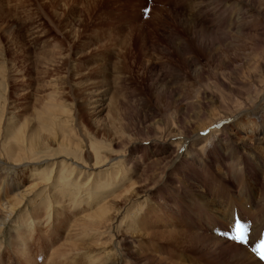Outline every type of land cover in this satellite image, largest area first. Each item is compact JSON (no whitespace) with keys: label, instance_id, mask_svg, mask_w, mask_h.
I'll return each instance as SVG.
<instances>
[{"label":"bare ground","instance_id":"6f19581e","mask_svg":"<svg viewBox=\"0 0 264 264\" xmlns=\"http://www.w3.org/2000/svg\"><path fill=\"white\" fill-rule=\"evenodd\" d=\"M189 9L195 28L227 25L262 41L261 62L246 70L248 76L259 70L251 74L256 88L230 96L232 90L214 78L216 90H201L205 101L220 104L214 114L200 123L191 117L183 123L176 115L159 129L150 125L144 136L132 134L122 119L92 131L77 121L64 92L76 64L56 77L51 102L33 119L6 116L10 70L0 52V239L12 226L16 251L28 264L22 236L36 224L50 229L54 216L72 220L69 235L78 228L82 249L90 246L80 253L87 264H264V252L253 251L264 240V0H195ZM16 69L14 64L11 71ZM40 69L56 75L60 65ZM179 96L197 109L204 106L189 91ZM256 104V111L241 116L243 107L254 110ZM23 171L30 183L20 188ZM59 206L73 209L74 217L58 218ZM18 227L23 230L17 234ZM135 231L153 246L135 241Z\"/></svg>","mask_w":264,"mask_h":264},{"label":"rangeland","instance_id":"374dc122","mask_svg":"<svg viewBox=\"0 0 264 264\" xmlns=\"http://www.w3.org/2000/svg\"><path fill=\"white\" fill-rule=\"evenodd\" d=\"M194 1L0 0V52L6 58L10 70L7 79L11 83L5 92L6 116L16 114L18 118L33 119L35 111L51 102L57 90L56 77L66 76L74 64L78 70L67 79L65 99L72 106V113L79 117L77 121L88 131L118 126L121 119L132 134L139 136L147 135L150 125L159 129L176 115L183 123L191 118L203 122L220 107L217 102L205 101L201 91L214 90V78L223 82L226 92L232 90L230 96H242L248 90L253 94L256 86L252 85L251 74L257 76L259 70L250 72V76L246 70L247 66L261 62L260 39L256 43V39L249 38L250 34L238 33L237 28L230 30L227 25L195 28L189 9ZM117 54L120 63L116 61ZM11 57H16V61ZM64 58L67 62L61 65ZM13 63L18 71H11ZM55 65H60L56 75L39 72L40 68ZM118 75H122L121 79ZM187 91L202 102V109L179 96ZM258 107H243L246 110L241 116ZM237 135L241 136L240 132ZM23 172L20 188L30 183L28 172ZM59 209L62 215L58 218L74 217L73 209ZM56 219L52 218L50 229L36 224L31 237L22 236L26 238L31 264H87L80 253L87 252L90 246L82 249L84 246L75 235L78 228H72L75 230L69 235L72 220ZM57 221L63 223L58 225ZM11 227L1 235L0 264H28V259L16 251L12 239L16 231ZM21 229H16L17 234ZM137 234H133L135 241L153 246L151 238Z\"/></svg>","mask_w":264,"mask_h":264},{"label":"snow or ice","instance_id":"6c2138e0","mask_svg":"<svg viewBox=\"0 0 264 264\" xmlns=\"http://www.w3.org/2000/svg\"><path fill=\"white\" fill-rule=\"evenodd\" d=\"M240 225H237V228H239ZM239 236V242L240 243H245L246 238L244 237L243 234H238ZM235 239V238H234ZM254 252L261 253L264 252V240H261L259 245H257L255 248H253ZM262 259H264V255L261 256Z\"/></svg>","mask_w":264,"mask_h":264}]
</instances>
